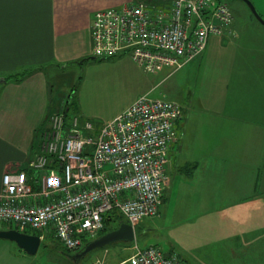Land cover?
<instances>
[{"label": "rangeland", "instance_id": "374dc122", "mask_svg": "<svg viewBox=\"0 0 264 264\" xmlns=\"http://www.w3.org/2000/svg\"><path fill=\"white\" fill-rule=\"evenodd\" d=\"M228 1L231 33L211 35L205 51L182 67L149 74L150 83H159L150 96L182 104L189 123L186 155L202 161L194 182H182L187 173L171 160V185L160 213L135 228L134 242L97 248L77 263V249L47 237L30 254L33 264H90L97 258L130 264L135 243L176 252L186 264H264V0H251L263 21L242 2ZM130 59L92 55L64 68L53 66L47 70L52 95L70 111L77 96L91 111L103 112L97 114L121 109L150 86ZM244 156L251 157L252 172L241 171L235 180L232 162Z\"/></svg>", "mask_w": 264, "mask_h": 264}, {"label": "built area", "instance_id": "2783aa9c", "mask_svg": "<svg viewBox=\"0 0 264 264\" xmlns=\"http://www.w3.org/2000/svg\"><path fill=\"white\" fill-rule=\"evenodd\" d=\"M233 21L227 0H137L95 13L92 55L129 56L148 74L177 69L202 54L211 35L231 33ZM182 115L180 102L149 93L99 129L79 113L66 122L57 109L36 157L2 176L0 224L31 228L41 240L53 235L66 248L79 249L99 236L112 210L134 228L158 215ZM128 262L186 264L176 252L137 243Z\"/></svg>", "mask_w": 264, "mask_h": 264}, {"label": "crops", "instance_id": "0c3cea01", "mask_svg": "<svg viewBox=\"0 0 264 264\" xmlns=\"http://www.w3.org/2000/svg\"><path fill=\"white\" fill-rule=\"evenodd\" d=\"M135 1L137 0H0V191L4 172L19 170L36 157L40 151L42 132L48 128L52 114L65 106L53 97L47 70L53 66L64 68L68 64L91 57V25L95 13ZM129 62L133 70L149 83L145 93L152 92L159 83H150L149 74ZM25 69L32 72L21 81L7 78ZM159 71L160 69L157 72ZM94 98L99 99L97 96ZM132 102L103 115L97 114L103 112L91 111L88 103L84 104L77 96L73 111L93 121L99 129ZM94 116L101 118L96 119ZM176 130L179 138L169 149V163L173 160L178 169L186 171V179L182 182L185 181L188 185L191 179L194 182L196 172L201 170L202 161L189 159L186 155L189 123L185 114L177 121ZM250 158H237L235 164L231 161L235 180L240 177L241 171L243 174L252 172ZM27 172L31 174L32 171L27 169ZM170 185L171 180L168 187ZM0 229L8 228L2 225ZM54 238L56 237L52 239ZM0 264L33 262L30 254L15 241L0 238Z\"/></svg>", "mask_w": 264, "mask_h": 264}, {"label": "water", "instance_id": "95a60500", "mask_svg": "<svg viewBox=\"0 0 264 264\" xmlns=\"http://www.w3.org/2000/svg\"><path fill=\"white\" fill-rule=\"evenodd\" d=\"M251 11L261 21L262 17L258 13L255 5L248 0ZM5 80V79H2ZM0 238L15 241L19 247L24 249L28 254H35L40 246L41 238L37 234H28L18 229H0ZM135 240V228L127 221H121L117 228L108 231L96 238L88 241L74 256L73 258L77 263L81 261L89 252L100 248L106 247L116 242H133Z\"/></svg>", "mask_w": 264, "mask_h": 264}, {"label": "trees", "instance_id": "16d2710c", "mask_svg": "<svg viewBox=\"0 0 264 264\" xmlns=\"http://www.w3.org/2000/svg\"><path fill=\"white\" fill-rule=\"evenodd\" d=\"M32 72V70H23V71H19V72H16V73H13L11 75H9L7 78H10V79H13L15 81H21L23 78H25L27 75H29L30 73ZM76 101L72 100V104H75ZM73 106V105H72ZM71 106V107H72ZM69 109V107H68ZM68 109H64L62 108V110L64 111L65 113V116L67 117V120L66 122H68V117L71 116V114H74V113H77L76 111H70ZM126 221L125 218L120 214L118 213L116 210H112L110 213H108V215L106 216V219H105V227L104 229L100 232L99 235H102L108 231H111L115 228L118 227L119 223L121 221ZM116 222V225L113 226V223ZM7 228V227H6ZM12 226H9L8 229H11ZM137 228H138V225L136 226V231H137ZM34 234H37L39 235V232H35ZM50 237H54L53 235H51ZM123 244H128V243H131V242H122ZM150 246V245H149ZM155 246H158V245H155ZM107 247V246H106Z\"/></svg>", "mask_w": 264, "mask_h": 264}, {"label": "flooded vegetation", "instance_id": "af4514ba", "mask_svg": "<svg viewBox=\"0 0 264 264\" xmlns=\"http://www.w3.org/2000/svg\"><path fill=\"white\" fill-rule=\"evenodd\" d=\"M234 3L236 2V3H240V2H242L243 4H244V7L245 8H248V9H250V11H251V8H250V5L248 4V0H232ZM251 1V0H250ZM252 2V1H251ZM228 3H229V1H228ZM230 5V4H229ZM231 8V7H230ZM252 12V11H251ZM253 13V12H252ZM254 14V13H253ZM233 16H234V13H233ZM82 248V247H81ZM81 248H79V249H77L78 251L81 249ZM83 259V258H82ZM81 259V260H82Z\"/></svg>", "mask_w": 264, "mask_h": 264}]
</instances>
